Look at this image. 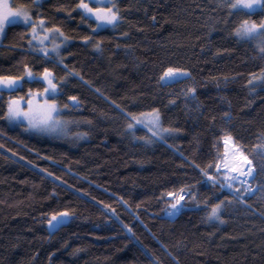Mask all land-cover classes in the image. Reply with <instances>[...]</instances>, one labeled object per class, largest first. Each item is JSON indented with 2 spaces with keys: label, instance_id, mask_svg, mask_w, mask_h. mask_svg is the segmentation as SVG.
I'll use <instances>...</instances> for the list:
<instances>
[{
  "label": "trees",
  "instance_id": "obj_1",
  "mask_svg": "<svg viewBox=\"0 0 264 264\" xmlns=\"http://www.w3.org/2000/svg\"><path fill=\"white\" fill-rule=\"evenodd\" d=\"M77 3L45 0L32 8L35 18L69 37L63 64L32 53L23 25L8 26L0 39V75H23L25 64L37 75L48 67L58 104L71 105L73 95L80 101L61 114L77 134L54 139L2 118L10 95L26 97L46 85L26 82L0 94V264H264V85L248 84L264 71V58L255 41L233 36L243 19L259 22L264 11L235 15L225 25L227 9L217 0H113L121 22L93 33L95 22L82 23L73 11ZM168 66L191 78L161 82ZM188 87L196 88L195 99L185 98ZM154 108L163 127L180 131L146 143L151 132L139 125L128 132L124 113ZM229 131L254 163L255 195L225 207V223H210L207 211L231 196L189 162L212 163L214 172L215 158L221 164L225 158L220 137ZM189 186L198 199L186 198L178 216L168 218V193ZM64 211L68 224L51 235L48 218Z\"/></svg>",
  "mask_w": 264,
  "mask_h": 264
},
{
  "label": "snow or ice",
  "instance_id": "obj_2",
  "mask_svg": "<svg viewBox=\"0 0 264 264\" xmlns=\"http://www.w3.org/2000/svg\"><path fill=\"white\" fill-rule=\"evenodd\" d=\"M40 0H32V5L21 4L18 7H14L9 4L8 0H0V36L5 33L6 27L13 24H23L25 28H31L30 38L27 35H22V39H26L28 47L32 53L37 56H42L46 61L53 60L54 66L63 64L61 56V46L64 41L68 40L64 32L59 27L47 28L45 27V20L39 19L36 23L33 20L32 8L39 6ZM217 8L227 9V15L224 18V23L227 25L230 22V18L235 15H243L251 17L257 11H264V0H217ZM215 10V9H214ZM73 11H78L82 23L89 24L95 22V27H92V32L96 33L99 30L111 26L116 27L121 22L120 9L113 3V0H78L76 7ZM71 14V13H69ZM155 16L152 20L155 21ZM43 30L44 35L40 36V30ZM58 34V36H57ZM127 35V33H125ZM233 36L235 39L241 42H253L255 41V47L259 52L261 58H264V19L259 22L250 19H243L233 29ZM59 39V43L56 40ZM33 41H36L34 44ZM51 41L52 47L49 49L45 42ZM85 43L91 42V37H84ZM97 50H100V42H96ZM64 69L67 70V65L64 64ZM23 75H0V94L3 91L9 92V94L16 92L23 87L26 82H42L46 87L43 90L33 91L29 89L27 96H19L13 98L11 95L7 101L6 111L4 112L3 119L9 123H27L25 131H35L38 133H57L66 129V126L71 121H65L61 119V109L57 103L56 96L60 89L58 88L56 77L54 72L48 67H44L43 71L38 75L33 72L32 68L28 64L23 66ZM67 75L79 76V73L70 72ZM83 79V77H80ZM177 78L189 79L191 73L180 67L168 66L163 74L160 76L161 82L171 83L175 82ZM66 79V77H65ZM255 82V83H254ZM63 83V81L61 82ZM264 85V71L257 77L255 75L249 79L248 84L255 87L256 84ZM196 88L188 87L186 89V99H195ZM26 100L27 108L22 107V102ZM68 100L72 102L71 105L65 103L64 109L69 107H76L80 101L76 96H69ZM175 103V101H170ZM119 108V105H116ZM124 112L123 109H120ZM126 118L129 119L126 130L133 132L136 125L143 123V120L138 118L136 114L124 113ZM140 117L148 116L149 128L151 131V139L148 142L165 141L168 137L174 136L180 130L173 127H163L161 114L159 109H152L150 113H140ZM227 119L231 117L225 113ZM88 123H91L89 121ZM87 133H79L78 136H86ZM225 146L232 145L233 147V161L228 163L225 161L223 167L220 157L215 158V171H212L213 165L209 163L206 167H200L199 164L189 162L193 168H199L200 174L205 176L206 183H210L213 186L219 184L221 191L225 188L228 190V196L224 200L219 201L211 206L207 211L205 219L208 222L218 221L223 224L225 221L221 218L225 207L232 205L233 203H244L245 195H255L251 187H249L250 179H255V166L249 157L245 154L243 146L237 145L234 136L231 132H227L220 137ZM219 141H217L218 145ZM3 147V145H0ZM169 147H172L169 145ZM181 157L187 161V157L180 153ZM227 155V153H226ZM223 174V179L219 177ZM51 175V173H49ZM238 185V186H237ZM168 196L172 198L174 203L169 204L170 211L167 212L168 217H174L183 208L186 198H190L192 201L198 199L199 193L191 190V186L186 190L185 187L179 189V195L169 192ZM105 207H108L105 205ZM207 207V202H206ZM248 207H251L248 205ZM116 210L112 209V214L115 215ZM70 216L68 211L54 213L48 218L47 224L50 230H58L63 226L66 218ZM119 219V217H117ZM128 233H132V228L124 225Z\"/></svg>",
  "mask_w": 264,
  "mask_h": 264
},
{
  "label": "rangeland",
  "instance_id": "obj_3",
  "mask_svg": "<svg viewBox=\"0 0 264 264\" xmlns=\"http://www.w3.org/2000/svg\"><path fill=\"white\" fill-rule=\"evenodd\" d=\"M42 1H45V0H40V3H42ZM8 2H9V4H11V0H8ZM12 5V4H11ZM13 6V5H12ZM15 7V6H14ZM34 11L32 10V13H33ZM41 17H37V18H35L34 17V15H33V20H34V22H36V23H38L39 22V19H40ZM13 25H16V24H13ZM18 25H23V24H18ZM8 26H10V25H8ZM7 26V27H8ZM24 26V25H23ZM7 27H6V29H7ZM45 27H47L46 26V21H45ZM111 28V26H108V27H105V28ZM48 28V27H47ZM105 28H103V29H105ZM102 30V29H101ZM27 33H28V36H29V38H30V35H31V28L29 27L28 29H27ZM3 35H5V33L3 34ZM3 35L2 36H0V39L3 37ZM44 35V33H43V30L41 29L40 30V36H43ZM57 36H58V34H57ZM56 42L57 43H59V39H57L56 40ZM33 43L35 44L36 43V41H33ZM28 44V43H27ZM45 44H46V46L50 49L51 47H52V42L51 41H46L45 42ZM65 41H64V43L62 44V46H61V51H62V49H63V47L65 46ZM62 55V54H61ZM60 58H61V56H60ZM178 79H180V78H177V80ZM164 83H166V82H164ZM255 83V82H254ZM59 94V93H58ZM57 94V95H58ZM27 96V95H26ZM16 98V97H15ZM58 103V102H57ZM59 105V104H58ZM22 107H24V108H27V102H26V100L24 101V102H22ZM59 107H60V109H61V114H62V112H63V108H62V106H60L59 105ZM150 113V112H149ZM138 118H140V119H142L143 120V123H141V124H138L139 126H141V127H145L146 129H148L149 130V132H151L150 131V128H149V120H150V117H148V116H145V117H140V116H137ZM61 119L62 120H65V121H69V120H66V119H64L62 116H61ZM9 123V122H8ZM73 121H71V123L70 124H68L67 126H66V129L65 130H63V131H61V132H57V133H39V134H43V135H46V136H48V137H51V138H54V139H61V138H67V139H69V140H71L72 139V137L73 136H75L76 134H77V132H71V127H73ZM11 126H18V125H20V124H25V126L27 127V123L26 122H23V123H20V124H17V123H9ZM31 132H34V133H38V132H35V131H31ZM223 145H224V143H223ZM223 151H225V158H224V161L222 162V167H223V163L225 162V161H227L228 163H232V161H233V159H234V157H233V147H232V145H228V146H225L224 145V150ZM226 153H227V155H226ZM220 179L222 180L223 179V174L221 175V177H220ZM251 180V179H250ZM238 186V185H237ZM249 187H251V185H250V182H249ZM251 189H252V191H253V188L251 187ZM225 190H227L226 188L224 189V191ZM177 195H179V194H177ZM245 196H248L247 194L245 195ZM171 198V197H170ZM172 199V198H171ZM172 203H174V201L172 200ZM168 211H170V208H168V210H166V213H165V215L167 216V212ZM180 213V212H179ZM179 213H177L174 217H168V218H170V219H174L176 216H178V214Z\"/></svg>",
  "mask_w": 264,
  "mask_h": 264
},
{
  "label": "water",
  "instance_id": "obj_4",
  "mask_svg": "<svg viewBox=\"0 0 264 264\" xmlns=\"http://www.w3.org/2000/svg\"><path fill=\"white\" fill-rule=\"evenodd\" d=\"M182 202H183V201H181V203H182ZM68 222H69V219L66 218V220H65V222H64V224H63L62 227H64L66 224H68ZM62 227H60L58 230H55V229L50 230L49 227L47 226V229H48L49 233H50L51 235H53V234H56V233H57Z\"/></svg>",
  "mask_w": 264,
  "mask_h": 264
}]
</instances>
